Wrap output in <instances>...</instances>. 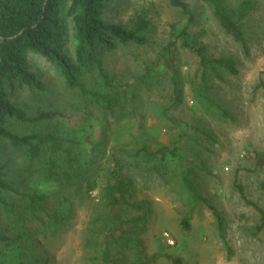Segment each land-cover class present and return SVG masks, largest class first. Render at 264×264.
Instances as JSON below:
<instances>
[{
	"label": "rangeland",
	"instance_id": "rangeland-1",
	"mask_svg": "<svg viewBox=\"0 0 264 264\" xmlns=\"http://www.w3.org/2000/svg\"><path fill=\"white\" fill-rule=\"evenodd\" d=\"M183 1L192 22L168 0H117L107 14L108 21L132 26L145 11L150 22L145 45L119 44L104 53L117 84L129 90V113L92 129V139L104 136L106 146L105 159L94 166L95 188L82 198L69 193L75 199L73 219L35 244L42 264H107L102 260L106 244L110 264H264V229L256 209L264 210V0H251L254 9L245 21L248 51L222 29L203 0ZM226 1L236 7L243 0ZM185 27L210 57L235 60L238 74L218 68L217 74L204 76L198 55L181 47L177 37ZM203 78L215 104L210 108L197 97ZM62 93L45 101L27 91L22 96L35 105L67 107L68 114L76 115L72 110L78 99ZM74 121L68 119L70 127ZM144 146L159 156L176 149L178 158L146 163L134 157ZM115 160L136 187L132 201L149 202L145 223L141 211L124 205L106 208ZM37 188L45 194L55 190L41 183ZM215 211L223 218L222 230ZM99 216L105 217L94 227ZM184 219L189 230H183ZM109 230L120 242L112 240ZM127 238L130 245L125 246Z\"/></svg>",
	"mask_w": 264,
	"mask_h": 264
},
{
	"label": "trees",
	"instance_id": "trees-1",
	"mask_svg": "<svg viewBox=\"0 0 264 264\" xmlns=\"http://www.w3.org/2000/svg\"><path fill=\"white\" fill-rule=\"evenodd\" d=\"M168 1L191 15L192 22L183 0ZM203 2L211 7L222 29L248 51L245 21L254 9L253 2L243 0L236 7L226 0ZM116 3L0 0V264H42L37 239H47L67 225L75 214L76 195L82 198L84 192L95 188L94 166L105 159L106 146L104 136L97 142L92 139V129L104 126L109 118L122 120L128 116L129 90L117 84V78L107 69L104 53L119 44L145 45L150 22L145 11L137 15L132 26L108 21L107 14ZM177 37L181 47L198 55L204 76L207 72L217 74L218 68L238 74L235 60L210 57L207 47L189 33L188 27ZM209 90L203 78L197 97L210 108L215 104ZM24 91L43 101L56 94L60 97V91L73 94L78 101L72 111L77 114H68L71 110L60 105H35L29 101L31 97L23 98ZM70 118L77 120L74 127L69 126ZM169 155L178 158L176 149ZM169 155L150 153L144 146L134 157L146 163L156 159L163 163ZM112 168L105 189L107 210L124 205L143 212L140 219L144 220L151 214L149 202L132 201L136 193L133 181L125 177L118 160ZM39 183L52 185L54 192H41ZM186 186L192 190L189 183ZM260 189L264 192V180ZM69 193H76L75 197ZM256 209L261 215L260 228L264 229V210ZM215 214L222 230L223 218ZM104 217L95 218L93 226ZM2 218L6 219L4 224ZM108 221H114L110 213ZM182 227L190 229L188 219L182 221ZM109 232L112 240L120 242ZM124 244L130 245V239ZM102 260L113 262L108 244ZM174 264L182 263L175 260Z\"/></svg>",
	"mask_w": 264,
	"mask_h": 264
},
{
	"label": "built area",
	"instance_id": "built-area-1",
	"mask_svg": "<svg viewBox=\"0 0 264 264\" xmlns=\"http://www.w3.org/2000/svg\"><path fill=\"white\" fill-rule=\"evenodd\" d=\"M166 239H167V242L170 246H174L175 245V241L169 236V234H166Z\"/></svg>",
	"mask_w": 264,
	"mask_h": 264
}]
</instances>
